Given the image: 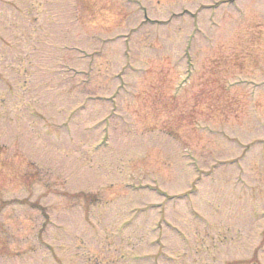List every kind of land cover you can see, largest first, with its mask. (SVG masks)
<instances>
[{"label":"rangeland","instance_id":"obj_1","mask_svg":"<svg viewBox=\"0 0 264 264\" xmlns=\"http://www.w3.org/2000/svg\"><path fill=\"white\" fill-rule=\"evenodd\" d=\"M0 264H264V0H0Z\"/></svg>","mask_w":264,"mask_h":264}]
</instances>
